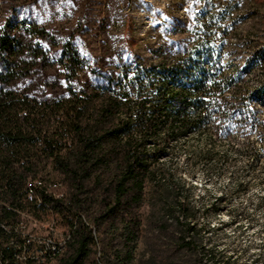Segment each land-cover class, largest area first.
Listing matches in <instances>:
<instances>
[{
    "label": "trees",
    "instance_id": "1",
    "mask_svg": "<svg viewBox=\"0 0 264 264\" xmlns=\"http://www.w3.org/2000/svg\"><path fill=\"white\" fill-rule=\"evenodd\" d=\"M215 19L208 17L191 48L135 60L118 76L83 69L79 55L67 53L70 43H62L63 81L52 88L39 75L51 65L43 46L52 37L36 23L24 29L30 40L9 33V24L0 27L1 264H21L14 247L22 244L28 210L43 209L66 229L64 251L44 264H134L146 206L187 235L199 232L186 194L190 172L178 159L190 149L179 142L193 135L212 141L216 114L230 120L231 109L249 111L243 76L228 75L216 57L223 43ZM17 80L36 92L8 87ZM257 97L264 99V87ZM210 148L193 153L208 161L217 156ZM36 181L43 188L29 201L27 185ZM192 246L184 241L179 248Z\"/></svg>",
    "mask_w": 264,
    "mask_h": 264
},
{
    "label": "rangeland",
    "instance_id": "2",
    "mask_svg": "<svg viewBox=\"0 0 264 264\" xmlns=\"http://www.w3.org/2000/svg\"><path fill=\"white\" fill-rule=\"evenodd\" d=\"M210 15L216 18V40L223 43L216 57L228 75L243 76L249 111L231 109L230 120L216 114L212 141L193 135L179 142L190 149L178 159L190 172L193 186L186 194L199 232L187 235L173 219L163 220L146 206L134 264H264V99L257 97L264 87V0H0V27L9 24V33L27 40L24 29L36 23L52 37L43 46L51 65L39 73L50 78L51 88L63 81L62 43H70L67 53H77L83 69L118 76L135 60L150 63L191 48ZM32 41L37 44L35 37ZM27 81L8 87L35 93ZM219 125L224 132L215 129ZM211 146L214 159L198 160L193 153ZM22 218L29 232L65 242L64 224L43 209L28 210ZM184 241L192 248L181 250Z\"/></svg>",
    "mask_w": 264,
    "mask_h": 264
},
{
    "label": "built area",
    "instance_id": "3",
    "mask_svg": "<svg viewBox=\"0 0 264 264\" xmlns=\"http://www.w3.org/2000/svg\"><path fill=\"white\" fill-rule=\"evenodd\" d=\"M40 189L43 188V183L37 186ZM29 200V196H28ZM41 203V202H39ZM21 228V240L27 243V250H18L17 261L21 264L27 263L29 261H34L37 264H44L53 252L59 246L63 245V242L55 241L54 239L44 238L38 235L32 234L27 229L26 224H22ZM29 249H36V257H29ZM1 264V260H0Z\"/></svg>",
    "mask_w": 264,
    "mask_h": 264
},
{
    "label": "bare ground",
    "instance_id": "4",
    "mask_svg": "<svg viewBox=\"0 0 264 264\" xmlns=\"http://www.w3.org/2000/svg\"><path fill=\"white\" fill-rule=\"evenodd\" d=\"M42 182L41 181H36L34 183L28 184L27 185V195L29 196V201H32L35 197L37 198L38 193L40 192V188L37 186H40ZM40 194V193H39ZM19 234L21 235V231L19 232ZM20 243H15L16 246L14 248H18L17 250H27V243L26 242H21ZM14 244V245H15ZM64 246H65V242H63L62 246H59L56 251L53 252V255L50 256L48 258V260L50 259H54L55 257H57L58 255L62 254L61 252L64 251ZM29 257H36V249H29Z\"/></svg>",
    "mask_w": 264,
    "mask_h": 264
}]
</instances>
